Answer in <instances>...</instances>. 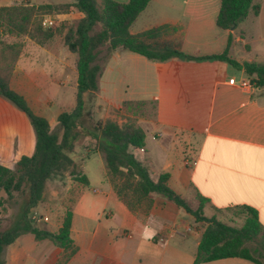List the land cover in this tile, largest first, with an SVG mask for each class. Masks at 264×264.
<instances>
[{
  "label": "crops",
  "instance_id": "obj_1",
  "mask_svg": "<svg viewBox=\"0 0 264 264\" xmlns=\"http://www.w3.org/2000/svg\"><path fill=\"white\" fill-rule=\"evenodd\" d=\"M22 1L0 0V7ZM257 1L256 17L223 31L216 26L219 0H151L129 32L136 35L164 27L160 40L173 42L193 57L221 54L231 36V58L264 65V0ZM25 2L38 6L71 0ZM50 16L61 23L83 17L77 12ZM4 41L19 45L9 88L35 115L48 120L47 108L55 106L52 120L57 121L60 113L74 108L76 57L62 42L39 46L27 37ZM102 65L94 98L99 115L118 124L135 120L145 134L144 147L130 151L147 167L150 178L168 174L169 188L184 200L188 196L195 203L197 194L205 198L207 218L218 220L214 209L248 206L257 212L264 231V88L255 87L243 71L225 62L178 58L153 62L115 50L105 54ZM242 81L249 86L241 87ZM24 116L0 97V164L9 169L33 153L35 137ZM90 153L97 155L99 174L93 180L81 166L88 186L72 206L69 237L75 251L64 264H134L131 254L152 249L155 257L144 256L152 264H192L203 231L193 217L156 197L148 206L129 210L113 192L100 154ZM59 226L47 231L55 233ZM27 235L3 251L5 264L58 263L62 249L51 250L45 241ZM48 251L52 260L43 263ZM203 264L254 263L230 258Z\"/></svg>",
  "mask_w": 264,
  "mask_h": 264
},
{
  "label": "trees",
  "instance_id": "obj_2",
  "mask_svg": "<svg viewBox=\"0 0 264 264\" xmlns=\"http://www.w3.org/2000/svg\"><path fill=\"white\" fill-rule=\"evenodd\" d=\"M151 0H127L117 3L113 0H71L69 4L29 5L15 4L0 7V97L22 112L34 131V149L30 156L21 157L12 169L0 164V193L5 195L4 203L15 197L22 198V205L14 223L0 230V264L4 248L13 244L22 235L29 234L35 241H48L53 246L69 251L61 261L64 264L75 251L69 237L72 206L88 186L81 165L71 158L78 137L90 140V149L83 147L86 155L100 154L106 177L117 199L129 210L135 211L142 205H149L152 198H161L182 209L196 222H205L192 264L237 258L254 264H264L253 257L247 246L261 239L264 247V231L257 212L248 206H235L224 211L232 212L242 221L240 226H229L214 217L205 218L203 210L207 200L196 195L197 208L187 202L168 186V174H160L156 180L150 178L148 169L139 162L130 150L144 147L145 134L135 120L127 118L121 124L111 119L84 122L86 102L95 98L98 80L103 65L98 63L101 49L107 56L115 50H124L153 62L171 58L189 61L225 62L232 68L243 71L255 87L264 88V65L254 62H237L229 55L233 38L229 36L221 54L193 57L182 53L173 42L161 41L159 36L164 27L153 28L131 35L130 27L145 10ZM260 11L257 0H219L216 26L223 31L234 30L247 17H256ZM81 13L83 17L67 23L58 30H43L42 16L54 14ZM61 36L67 52L75 55L76 97L75 106L62 112L57 118L60 133L50 130L46 119L35 115L25 100L9 88L8 82L19 54L18 44H6L5 38L27 37L42 46L54 42ZM87 97V100H85ZM89 150V151H88ZM67 175L77 185L79 192L71 198L55 233L39 228L31 220V213L44 198L47 182L55 177ZM217 212L221 210L214 209Z\"/></svg>",
  "mask_w": 264,
  "mask_h": 264
},
{
  "label": "rangeland",
  "instance_id": "obj_3",
  "mask_svg": "<svg viewBox=\"0 0 264 264\" xmlns=\"http://www.w3.org/2000/svg\"><path fill=\"white\" fill-rule=\"evenodd\" d=\"M60 2H68L70 0H57ZM25 2L23 0L20 3L21 4ZM75 22V21H71ZM67 23L62 22L55 28L54 30H58ZM69 24V23H68ZM138 25L135 26L137 28ZM55 41L61 42V36L58 35L54 39ZM53 43V42H52ZM105 49L100 50V54L98 56V63L101 65L102 61L105 57ZM257 62L260 63L258 60ZM85 100H87V97H85ZM13 106V105H11ZM13 108H15L13 106ZM16 109V108H15ZM17 110V109H16ZM47 113L49 115L48 120H46L49 124L50 130L56 133H60L58 129V123L56 120H52L53 115L56 113V107H50L47 108ZM85 113H88L85 115L84 122H96L98 120H103L104 118L100 117L101 110L97 108L96 102L94 99H92L90 102L85 103L84 107ZM26 122V126L28 130H30V134L32 137H34V131L33 128L28 121V119L24 116L23 117ZM27 133V131H26ZM86 146L88 149H90V144L86 143V138L84 137H78L75 142V149L74 153L71 154V158H73L75 161L79 162L81 166L83 167V170L87 172L91 179H95V177L99 174V167L97 162V155L96 153H90L86 155V152L84 151L83 147ZM89 151V150H88ZM79 192V189L76 184L72 183L67 175H64L63 177H55L50 179L47 182L44 198L43 201L34 209L32 210L31 216H35V220H32L35 225H37L41 229L45 230H53V227L55 228V225L60 224L61 219L65 213L66 207L69 205L70 200L77 196ZM5 198V195L3 193H0V230H5L8 227H10L16 217L17 214L20 211V207L22 205V198L15 197L12 201L8 203H4L2 200ZM72 198V199H71ZM185 201L187 204L194 210L197 208L198 202L194 203L188 196H185ZM215 216L218 218V221L227 224L229 226H240L242 221L232 214V212L229 211H221L217 212L214 211ZM203 216L205 218L210 216V213L208 211H203ZM43 218H47V222L43 221ZM194 219V218H193ZM196 222V221H195ZM198 223V226H201L203 229L206 226L205 222H196ZM28 238H32L30 235H27ZM25 238V237H24ZM20 240H24L23 238ZM23 242V241H21ZM45 243L48 246H51V250H56L54 246L50 245L48 241H45ZM249 249L251 250V254L253 257L258 259L260 262H264V247L262 246L261 240H255L253 242H250L248 245ZM11 245L4 248V250H9ZM69 251H63L61 258L59 259L57 264H61V261L67 256ZM157 252L152 249L150 251H141L138 254H131L129 261L133 260L134 264H152L151 260L144 257H155ZM5 258V256L2 255V260ZM52 260V251H48L45 259H43V263H49Z\"/></svg>",
  "mask_w": 264,
  "mask_h": 264
},
{
  "label": "built area",
  "instance_id": "obj_4",
  "mask_svg": "<svg viewBox=\"0 0 264 264\" xmlns=\"http://www.w3.org/2000/svg\"><path fill=\"white\" fill-rule=\"evenodd\" d=\"M40 26L43 30H47V29H53L56 26H58L61 22L54 16H50V15H46V16H42V18L40 19ZM249 83L247 81H242L241 82V87H248ZM32 220H35V216H31ZM47 218H43V221L47 222ZM160 241H162V239H160Z\"/></svg>",
  "mask_w": 264,
  "mask_h": 264
},
{
  "label": "clouds",
  "instance_id": "obj_5",
  "mask_svg": "<svg viewBox=\"0 0 264 264\" xmlns=\"http://www.w3.org/2000/svg\"><path fill=\"white\" fill-rule=\"evenodd\" d=\"M149 231H150L149 229H146V230H145V238H149V237H148V232H149ZM152 234L154 235L155 233L153 232Z\"/></svg>",
  "mask_w": 264,
  "mask_h": 264
}]
</instances>
